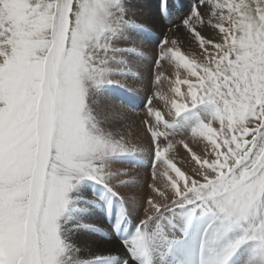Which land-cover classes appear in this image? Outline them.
Here are the masks:
<instances>
[{"label": "snow or ice", "instance_id": "obj_1", "mask_svg": "<svg viewBox=\"0 0 264 264\" xmlns=\"http://www.w3.org/2000/svg\"><path fill=\"white\" fill-rule=\"evenodd\" d=\"M135 8L0 0V264H264V0H159L154 44ZM93 210L114 246L76 243Z\"/></svg>", "mask_w": 264, "mask_h": 264}, {"label": "rangeland", "instance_id": "obj_2", "mask_svg": "<svg viewBox=\"0 0 264 264\" xmlns=\"http://www.w3.org/2000/svg\"><path fill=\"white\" fill-rule=\"evenodd\" d=\"M148 2H151V0H131V3L134 4L138 9H141L142 7L147 5ZM177 2L178 3L179 2L183 3L184 8L181 9V12H183V11L187 10V6L191 3V0H177ZM158 3H159V0H152V4L155 7V10H154L155 12H156V5ZM151 13H153V11H151L150 14ZM159 23H160L159 26L161 27V29H159V28L156 29L153 26L151 27L150 25H148L152 29V43L153 44L157 43L158 40L160 38H162V33L164 31H166V29H167V23L166 22H161L160 21ZM158 29L160 31H158ZM184 47H185L186 50L189 49L190 44H189L188 41H185ZM148 49L150 51L151 50V46H149ZM137 87L139 89V92L136 93V94H131V93H128L125 89L120 88L118 85H110L107 88V90H105L106 92L104 91L102 93V95L98 98L97 110L100 113L103 114L108 109L109 106L118 105V103L119 104H128V105H139L140 107H143V102L145 101L146 95L148 94L147 93L148 85L147 84L137 85ZM110 90H112V92H114L113 98L108 96V93H110ZM178 151H179V155H178L177 159L180 160V156H181V158H184V155H186V154L183 152L182 149H179ZM137 159L138 158H135V157H122L121 158V162H123L125 164H131V163H135L137 161ZM147 163H148V158H144L143 159V164L146 165ZM141 175H142V173H141ZM146 191H147L146 189H141V188H127V189H123L122 190L123 194H125V195H133L134 194L138 198H139V194L141 192H144V194H145ZM144 194H143V196H144ZM141 214H142V211H141ZM76 215H79V213H76ZM72 222L73 221H69V223H72ZM101 228L104 229V227H102V226H101ZM75 237L79 238V240L84 239V237L80 236L79 234L76 235ZM108 259H113V258L111 257V258H108Z\"/></svg>", "mask_w": 264, "mask_h": 264}, {"label": "bare ground", "instance_id": "obj_3", "mask_svg": "<svg viewBox=\"0 0 264 264\" xmlns=\"http://www.w3.org/2000/svg\"><path fill=\"white\" fill-rule=\"evenodd\" d=\"M134 10L138 13V15L141 17V19L143 21H145L148 25H150L151 27L153 26L156 29L157 28L161 29V27L159 26L160 21L155 19L156 12L154 11L155 7L152 4V0H151V2H148L147 5H145L141 9H138L136 7ZM151 11H153V13L150 14ZM159 29H158V31H160ZM166 68L169 71L174 72V67L166 65ZM113 95H114V92H112V90H110V93H108V96L113 98ZM137 131H138V129H137ZM184 157H185V155H184ZM180 159H181V156H180ZM85 191H86V193L90 194V189H85ZM143 194H144V192H141L139 194V198L142 197ZM140 211H142V209H140ZM80 215L81 214L79 213V215H77V216H80ZM83 222L85 224H95L98 229H102L103 231H97V230H92V229H88V228L81 229L80 231L75 233V236L79 234L80 236L84 237V239L79 240V238H76L74 236V239L78 245H80L82 247L91 248L92 250H96L97 248H100V247H112L116 243H118L120 236H115L116 229L114 227H112V225L109 223L108 216L105 212L99 211V210H93L90 213L84 215ZM112 223H114V219H113ZM101 226L104 227V229L101 228ZM112 258L114 259V257H112Z\"/></svg>", "mask_w": 264, "mask_h": 264}]
</instances>
